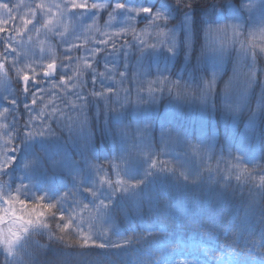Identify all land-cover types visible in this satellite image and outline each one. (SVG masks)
Masks as SVG:
<instances>
[{"label":"snow or ice","instance_id":"6c2138e0","mask_svg":"<svg viewBox=\"0 0 264 264\" xmlns=\"http://www.w3.org/2000/svg\"><path fill=\"white\" fill-rule=\"evenodd\" d=\"M20 7L12 0H0V10H3L0 15V72L6 76L15 73L20 90V95L0 97V117L5 120L7 116L12 117L11 123L0 124V135L6 137L0 144V254L3 255L4 264H68L66 257L58 255L57 249H51L52 256H45L37 262L28 251L33 235L47 234L50 240L64 248H99L114 250L116 254L134 244H150L157 235L150 227L113 240L111 236H118V232H86L83 224L77 223L75 212L68 209L80 206L82 209L94 208L100 218L107 216L111 219L114 209L133 198L138 212H142L144 207L149 211H158L154 208V198L149 191L157 181L167 180L185 189L199 188L204 183V173L211 176L213 171L218 177L215 183L222 190L220 195H224L228 189L235 194L236 188L241 189L243 194L244 187H248L250 199L246 213L259 212V238H251L256 230L247 215L235 218L215 210L204 211L195 204L180 218L177 231H183L186 224L191 222L212 238L222 239L221 248L233 249L238 257L236 264H264V156L259 161L248 160L239 148L233 155L229 146L226 167L221 170L225 143L214 134L190 138L169 123L167 126L162 124L159 135H156L155 124L147 115L152 106L161 102L167 90L172 99L195 104L205 115L219 114L236 122L243 117L244 100L253 86L261 89L262 103L258 107L264 110V79L261 78L264 73L257 63L264 54V39L258 47L251 30L259 25L264 37V0H259V5L252 0H235L219 7L207 0H139L138 3L135 0H105L104 3L98 0H61L55 4L39 0L34 6L23 5L28 8L24 15L19 14ZM221 8L230 10L231 14L222 16ZM257 8L258 16L253 15ZM104 12L109 17L105 26L115 29L111 36L108 39L100 38L98 44L91 48H84L60 34L57 51L64 46L60 51L63 60L56 55L49 58L43 54V49L37 53L24 43L23 37L28 36L31 41L33 31L39 35L46 30L43 34H47L55 27L59 34V25H63L67 18L77 22L69 36L79 40L77 31L83 20L92 21L87 26L90 30L96 26L97 17L102 18ZM176 13L182 19L169 28L168 23L176 18ZM221 19L223 23H220ZM133 20L137 24L142 20L147 21L146 28L155 33L153 43L145 40L134 43L137 33L132 25ZM130 29L133 40L127 39ZM214 34L223 35L225 42L213 49L215 56L209 73L202 64L207 56L208 41ZM161 36L166 38L159 39ZM121 40L123 43L118 49L117 43ZM226 42L231 43V51L236 53L231 74L225 62V57L231 56ZM101 45L103 53L107 55L123 54V71L115 65L108 67L107 62L104 71L95 70L103 54ZM18 48L23 51L22 56ZM82 49V56L72 55L73 51L80 53ZM129 49L135 50L138 69H142L144 61L150 60L154 54L164 53L171 59L183 51L189 63L195 57L192 76L181 83L182 76L173 81L164 74L169 71L167 66L158 68L156 78L148 82L147 96L143 94L144 87L141 85L133 101L130 98L132 89L124 87L128 77ZM81 61L83 69L80 68ZM73 65L76 66L75 70L71 67ZM84 70L91 75L90 92L87 90L88 82H81L80 73ZM70 71L72 75H69ZM136 74L134 72L133 76ZM145 74L151 75L150 64ZM56 77L59 79L56 80ZM241 78L243 87L238 84ZM97 83L101 85L100 90L96 88ZM121 91L123 97L120 96ZM101 100L105 102L101 132L114 141L119 139L122 145L117 152L105 158L106 166L92 162L95 159L92 153L95 150L96 129L100 127V121L99 113L95 123L91 122L89 114L93 101L99 105ZM255 115L253 111L246 121L250 128V141H254L257 132ZM74 126L80 129L79 142L71 137ZM65 128L68 139H63ZM172 138L175 139V156L162 159L167 155ZM14 141H19V144ZM217 144L220 155L216 154ZM53 147L64 149L61 159H52L50 150ZM184 158L190 159L191 164ZM214 159L217 162L215 170L211 167ZM57 175L67 178L59 187L56 186ZM233 179L235 185L231 183ZM42 183L45 186H39ZM84 198H87L86 201ZM121 210L127 215V210L122 207ZM38 247L49 249L48 245ZM170 251L175 252V248ZM162 264L169 262L163 261ZM171 264L198 262L177 259Z\"/></svg>","mask_w":264,"mask_h":264},{"label":"trees","instance_id":"16d2710c","mask_svg":"<svg viewBox=\"0 0 264 264\" xmlns=\"http://www.w3.org/2000/svg\"><path fill=\"white\" fill-rule=\"evenodd\" d=\"M135 2H139V0H135ZM207 2L215 3L219 7L233 3L235 0H207ZM227 11L221 8V12ZM175 16V20L181 19L179 13H176ZM176 58L175 67L181 69L184 60L183 51ZM194 58H192L190 64L195 63ZM261 78L264 79V75ZM87 90L91 91L90 79H88ZM260 91L259 86H253L252 93L249 96L250 100L247 102L249 108L243 109L242 119L236 122L223 118L219 114L214 116L202 114L200 116L194 110L191 112V109L187 110L185 108L180 112H175L174 115L168 111H166V114L159 112L156 115L149 109L147 115L154 122L155 134L157 135L162 124L167 126L171 123L190 138H203L206 134H214L219 141L225 143L223 153V161L225 162L228 160L229 146L232 148L233 155L236 154V149L239 148L248 160L259 161L261 156H264V132H262L264 130V110L258 107L262 103ZM253 111L256 113L254 123L257 132L254 141H250V128L246 121ZM97 113H99L100 127L96 129L95 150L92 153L95 159L92 161L102 164L106 161L105 158L110 157L113 153L111 146L117 144V140L114 141L112 137L105 136L101 132L105 120V102L103 100L100 101L99 105L93 101V107L89 114L92 123H95ZM129 116H131V112ZM66 130L67 128L64 130L63 139L68 137ZM57 132L59 134V130ZM68 150H71L70 145ZM51 153L52 159L57 160L59 157L58 149L51 151ZM216 154H221L219 144L216 145ZM223 161L220 162L221 170L226 167V163ZM186 162L189 165L191 164V160L188 158ZM216 164L215 159L211 161L213 170H215ZM66 179V177L62 178L57 175L56 186H61ZM217 179L215 171L211 176L205 172L204 183L199 188L189 187L186 189L177 187L167 180L157 181L150 187L149 191L154 198V208L158 211H149L147 207H144L142 212H138L133 198H129L122 203L121 207L127 210V215L124 214L121 207H117L112 211L111 219L107 216L100 218L94 208L82 209V206H80L68 209L69 212L74 211L77 214L76 218H81L80 222L85 223L83 226L87 231L92 230L97 234L104 230L118 232V236H111L113 240L130 236L133 232L150 227L153 232L157 233L150 244H134L132 247L116 254L114 250H101L99 248L84 249L79 246L64 248L63 245H58L56 241L50 240L48 235L44 234L43 236L33 235L30 237L28 251L39 262L45 256L53 255L51 249H57L58 255L66 257L68 264H162L163 261H168L171 264V261L177 259L194 260L198 264H236L238 257L233 253V249L221 248L223 240L219 237L212 238L191 222L186 224L183 231H177L176 227L180 218L185 216L187 210L195 204L204 211L215 210L218 213L235 218H243L247 215L256 230L255 235L251 238H259V212L256 211L253 214L249 211L246 213V205L250 199L248 187H244L243 194H241V189L236 188L235 194H233L232 189H228L224 195H220L222 190L215 183ZM231 183L235 185L236 181L233 179ZM39 186L43 187L45 185L42 183ZM258 198L257 196V201ZM84 199L86 201L87 198ZM65 207L67 208V205ZM52 226L55 227L54 222ZM97 242H99V239ZM38 245H48L49 249H41ZM172 248H175V252L170 251ZM0 253H2V249H0ZM0 264H4L2 254H0Z\"/></svg>","mask_w":264,"mask_h":264},{"label":"rangeland","instance_id":"374dc122","mask_svg":"<svg viewBox=\"0 0 264 264\" xmlns=\"http://www.w3.org/2000/svg\"><path fill=\"white\" fill-rule=\"evenodd\" d=\"M37 2H39V0H12V3L21 5V7L18 9L19 14H21V15H24L28 12V8L23 7V5H33L34 6V4ZM45 2L55 4V3L61 2V0H45ZM98 2L104 3L105 0H98ZM252 2L256 5H259V0H252ZM136 3H138V2H136ZM52 11L55 12V9L53 8ZM2 14H3V10H0V15H2ZM230 14H231L230 10H228L227 12H221L222 16H226V15H230ZM253 15H256V16L259 15L258 8L254 10ZM246 16H247V14H246ZM81 19L83 20L82 17H81ZM181 19H177V20L173 19L175 21L171 20L168 23V27L171 28L173 25H176ZM53 20L55 23V18H53ZM108 20H109L108 13L104 12L102 14V18L97 17L98 22H97L96 26L90 30L88 29L87 26L89 24H92V21L83 20V24L79 27V29L77 31V35L80 36L79 40H77L75 38V36H69V33L73 32V30L76 28V25H77V22L71 18H67L63 25H59V34L56 33V28L54 27L53 31L51 33H47V34H43L44 32H46V30H42V34H39V35L35 31H33L31 33V36H32L31 41H29L28 36H24L23 40H24L25 45H27L28 47L34 48L37 53H40V50L43 49L44 50L43 54L47 55L49 58H51L53 55H56L59 57L60 60H63V56L60 55V51H63L64 46H61L60 50L57 51V44H58L59 39H60V34H63L65 37L70 39L73 43H79V44L83 45L84 48H91L94 45L98 44V41L100 38L108 39L111 36V34L115 31L114 28H110V27L105 26V21H108ZM17 23H19V21H17ZM160 23L163 24L164 21L161 20ZM220 23H223L222 19L220 20ZM132 25H133L136 33H137V39L134 41V43H138L139 40L148 41L149 44L154 42L155 33L151 29L146 28L147 21L142 20L139 24H137L136 21L133 20ZM142 29H146V30L141 31ZM251 30L254 32V41L259 47L261 44V40L264 39V37L261 36L260 30H259V25L253 26V28ZM104 33H107L108 35L105 36V35H103ZM165 38L166 37H164V36L159 37V39H165ZM17 39L19 40V37H17ZM127 39L133 40V33H132L131 29L128 31ZM222 42H225V38L223 37V35H215V34L208 41L209 48H208L207 56H206L202 65H206L209 73L211 72V65L213 63L214 56H215L213 49L219 48L221 46ZM120 43H123V41L121 40L117 43L118 49H119ZM226 46L231 51V49H232L231 43L226 42ZM100 47H101L102 53H103V46L101 45ZM109 47H110V45H109ZM236 47H239V46L237 45ZM0 50H2V47H0ZM17 51L20 53L21 56L23 55V51L21 49L18 48ZM83 54H84L83 49L81 50L80 53H77L75 51H73V53H72L73 56H78V55L82 56ZM176 57H172L171 59H169L167 57V55L164 53H161L159 55L154 54L150 58V60L144 61V67L142 69H138L136 67L137 59H136L135 50L129 49V58L127 61V63L129 64V67L127 69L128 77H127V80H125L124 87L125 88L130 87L132 89V95L130 98L133 101L136 100V92L138 89H140L141 85H143V87H144L143 94L145 96H147L148 82L153 80L154 78H156L158 68L163 69L165 66H167L169 71L165 72L164 74L169 76L170 79H172L173 81H175V79L178 76L183 77V80L181 81V83H183V81L189 80L192 76V65L193 64H190L189 61L186 60L184 57L182 68L181 69L176 68L175 67V60L177 59ZM193 60L195 61V58ZM235 60H236L235 51H231V56L225 57V62L227 63V65L229 67L230 74H231L232 65L235 62ZM106 62H107L108 67H112L113 65H115L116 67L119 68V70H121V71L124 70L123 65L125 63V59H124V56L122 53H119V54L114 53L112 55H107L106 53H103L99 57V63L96 66L95 70L104 71V65ZM38 63H41V62L38 61ZM195 63H196V61H195ZM257 63H258V67L261 68L262 73H264V54H261ZM149 64L151 66V75H146L145 73H147L149 70ZM71 67L73 70H75V68H76L75 65H73ZM80 68L81 69L84 68L83 61L80 62ZM134 72L137 73L135 77L133 76ZM69 75H72L71 71L69 72ZM80 75H81V82H83L85 80L88 82V79H90V81H91V75L88 74L87 70L81 71ZM58 79H59V77H56V80H58ZM225 79H227V77H225ZM16 80H17V77H16L15 73H11V74L6 76L3 72H0V97L6 96L9 94L20 95L19 85L16 83ZM117 80H119L118 76H117ZM105 83H109V81H105ZM238 84L240 87H243L242 78L238 81ZM44 86L49 87L50 85H44ZM96 88H97V90H100L101 85L99 83H97ZM251 93H252V89H250L248 91V93L245 97L243 109L249 108V105L247 104V102L250 100L249 96L251 95ZM123 95H124L123 91H121L120 96L123 97ZM45 102H47V101H45ZM121 102H123V100ZM61 107H63V105H61ZM22 108H23V105H21V109ZM183 108H185L187 110L191 109L190 110L191 112L194 110L200 116L203 114L195 104H188V103H184L182 101H177V100L172 99L171 97L168 96L167 90H165L164 98L161 100V102L158 105L152 106L150 108V110L152 113H154L156 115L159 112L162 114H166V111H168L172 115H174L175 112H180ZM0 110H2V107H0ZM17 115H19V114H17ZM11 122H12L11 116H7L6 120L4 118L0 117V124L11 123ZM159 131H160V129H159ZM0 133H2V130H0ZM66 133L68 134L67 130H66ZM85 134H87V132ZM71 137L73 140L78 141V142L81 140V133H80V129L78 126L73 127ZM5 139H6V137H4L3 135H0V144H2ZM65 139H68V137H66ZM14 143L19 144L18 141H14ZM175 146H176L175 145V139L172 138L169 141V146L167 148V155L162 156L161 158L167 159L169 156L174 157L175 156V151H174ZM121 147H122L121 142L119 139H117V144H113L111 146V150L113 153H115ZM156 148L157 149L159 148V144L156 145ZM54 150H57V148L53 147L50 150V152L54 151ZM63 151H64L63 148L58 149V156L59 157L57 156L58 157L57 160L61 159V155H62ZM184 159L186 160L187 158H184ZM92 162L96 163L94 161H92ZM223 162L226 163L227 161L226 162L223 161ZM102 164H105V166H106L107 161H105ZM5 178H7V177H5ZM76 219H77V223L85 224L83 222H80L81 218H79V219L76 218ZM85 231L88 232V231H92V230H88V231L85 230Z\"/></svg>","mask_w":264,"mask_h":264}]
</instances>
